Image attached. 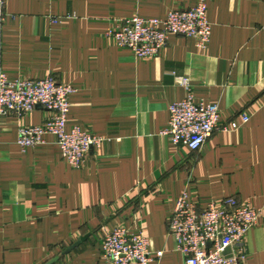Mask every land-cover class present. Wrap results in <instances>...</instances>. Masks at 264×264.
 <instances>
[{"label":"crops","instance_id":"1","mask_svg":"<svg viewBox=\"0 0 264 264\" xmlns=\"http://www.w3.org/2000/svg\"><path fill=\"white\" fill-rule=\"evenodd\" d=\"M195 3L5 0L0 72L53 74L72 85L66 130L79 126L105 140L75 169L52 135L25 150L17 144L18 128L41 124L45 109L0 117V264H104L103 234L117 226L163 251L148 264H185L168 233L183 191L200 206L233 196L258 209L243 263L264 264V0H207L204 48L169 35L157 55L137 58L107 36L122 19L162 18ZM184 76L195 100L217 104L220 124L230 127L197 151L160 134L170 103L186 95Z\"/></svg>","mask_w":264,"mask_h":264},{"label":"built area","instance_id":"2","mask_svg":"<svg viewBox=\"0 0 264 264\" xmlns=\"http://www.w3.org/2000/svg\"><path fill=\"white\" fill-rule=\"evenodd\" d=\"M5 0H0V22L5 17ZM212 25L207 18V0H196L186 9L170 10L164 17L139 15L122 19L107 32L117 45L130 49L137 58L157 55L169 35L192 37L197 46L206 47ZM186 89L181 100L170 103L169 120L160 131L174 145L199 150L212 133L228 125L220 124L217 104L196 101L188 77L179 79ZM75 87L59 82L53 74L42 78H10L0 72V117L23 116L42 107L49 115L38 125L20 126L17 144L22 150L45 142L52 135L63 158L75 168H81L85 156L93 147H100L102 136L74 126L66 130L70 95ZM243 122L248 116L242 115ZM236 127V124H232ZM260 211L248 203L228 196L221 201L207 200L200 206L183 191L176 199L168 218V233L175 239L185 264H244L246 256L243 238L257 225ZM230 248L231 252L226 253ZM104 264H148L158 260L163 251H153L150 240L141 231L129 232L117 226L104 232L102 241Z\"/></svg>","mask_w":264,"mask_h":264},{"label":"water","instance_id":"3","mask_svg":"<svg viewBox=\"0 0 264 264\" xmlns=\"http://www.w3.org/2000/svg\"><path fill=\"white\" fill-rule=\"evenodd\" d=\"M83 238V237H82ZM82 238L81 239H79L78 241H76V242H74L66 251H64V253L65 252H68L70 249H72V248H74L75 246H77V245H79V243L81 242V240H82ZM231 252V249L230 248H227L226 249V253H230ZM55 261V259H53V260H51V261H49V262H47L46 264H51L52 262H54Z\"/></svg>","mask_w":264,"mask_h":264}]
</instances>
